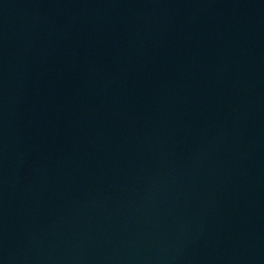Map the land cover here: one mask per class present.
Wrapping results in <instances>:
<instances>
[{
  "label": "water",
  "instance_id": "95a60500",
  "mask_svg": "<svg viewBox=\"0 0 264 264\" xmlns=\"http://www.w3.org/2000/svg\"><path fill=\"white\" fill-rule=\"evenodd\" d=\"M0 264H264V0H0Z\"/></svg>",
  "mask_w": 264,
  "mask_h": 264
}]
</instances>
